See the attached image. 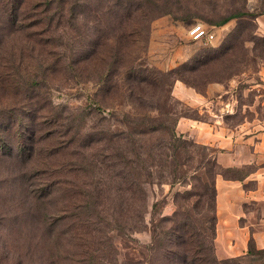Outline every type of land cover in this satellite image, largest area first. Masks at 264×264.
<instances>
[{"label": "rangeland", "instance_id": "1", "mask_svg": "<svg viewBox=\"0 0 264 264\" xmlns=\"http://www.w3.org/2000/svg\"><path fill=\"white\" fill-rule=\"evenodd\" d=\"M5 1H16L19 12L17 16L0 15V30L7 31L0 44V106H15L25 115V108L35 112L36 102L42 99L51 111L81 114L79 120L85 113L82 122L88 126L99 121L103 125L121 124L128 113L136 119L144 113L140 115L125 102L130 98L127 95L129 98L124 100L125 92L123 96L120 91L103 92V77L116 86L132 84L135 76L169 73L167 76L176 78L171 94L178 116L176 131L194 145L188 144L186 149L173 146L171 154H179L165 171L156 166L147 170L152 179L145 186L147 209L145 223L140 224L135 215L140 211V194L133 200L113 185L100 199V216L93 207L84 208L90 195L85 199L83 195L94 188V178L83 171L72 172L70 166L62 174L59 167L62 190L57 186L50 196L45 194L48 197L41 199L24 191L18 176L21 172L30 171L29 184L34 191L42 190L43 184L49 182L48 175L56 170V163H47L52 169L42 165L47 162V153L42 150L43 145L47 148L58 140L40 142L46 134L42 129L47 125L39 121L38 129L42 131L35 136L36 153L27 165L20 163L22 157L0 149V264H129L128 259L133 257L140 258L136 264H141L143 249L151 242L155 225L160 231L173 226L162 222L168 217H176L181 233L189 234L185 238H196L209 246L212 241L215 244V179L222 172L218 150L182 131L179 122H212L211 116L200 113L207 103L214 111H221V125L229 129L246 125L247 130L264 119V33L259 31L264 0H90L91 9L98 14L80 18V32L88 35L84 40L69 27L56 30L54 26V34L37 36L34 32L43 33V25L32 27L37 18L32 15L37 0ZM129 4L137 5L130 18L125 16ZM1 6L0 0V13ZM3 19L5 23L1 25ZM121 24L125 25L124 30ZM195 24L215 30L217 37L210 42L192 41L188 30ZM10 26L13 28L8 30ZM46 37H50V43ZM88 42L94 45L93 56L88 63L81 62L72 69L71 61L85 50ZM218 84L221 91L208 96L209 87ZM179 86L195 97L180 93ZM37 94V99H31ZM135 98L151 106L156 104L157 94L147 89L142 97ZM94 102L114 106V110L110 107L102 114ZM114 113L116 116L111 118ZM154 117L138 122L143 128L157 126V115ZM161 122L170 126V122ZM15 129L17 132L11 135L0 130L13 152L18 150V130L22 132V126ZM35 168L40 170L34 173ZM248 171L249 168H242L223 172L228 177H241ZM162 174L166 181L160 182L157 178ZM175 174L185 175L172 183L168 178ZM256 250L253 255L235 258L237 264H264V253H258L263 249L256 246Z\"/></svg>", "mask_w": 264, "mask_h": 264}, {"label": "trees", "instance_id": "2", "mask_svg": "<svg viewBox=\"0 0 264 264\" xmlns=\"http://www.w3.org/2000/svg\"><path fill=\"white\" fill-rule=\"evenodd\" d=\"M22 4L23 3H21V7ZM1 5L3 9V12L0 13L1 16H4L5 13L11 14V16H17L19 4L16 1L6 2L5 0H1ZM91 6L92 3L90 0H37L32 9V15L37 16L32 22L34 23L32 27L36 29L37 24L43 25L41 27L43 33L39 31L34 33L37 36L44 37L46 34L50 36L54 34V26H56V30L61 27H69L78 31L76 33L81 40L87 39L88 35L81 33L80 31L82 30L79 26L82 25V23H80V18L83 19L85 16L92 17L94 15L93 13L98 14V11L91 9ZM136 6V4H129L127 6L128 10H126L128 14L125 16L130 18ZM41 15L45 20V24H42L43 18H40ZM4 23L5 19L1 21V25ZM11 28H13V26H10L8 30ZM120 28L124 30L125 25L121 24ZM6 34L7 31L0 30V44ZM35 34H33L31 38L34 39L36 36ZM46 39L47 43L51 42L49 40L50 37H46ZM72 39L75 40L76 38L72 37ZM72 39L71 41H73ZM54 47L56 46L53 45V48ZM53 48L52 51H57ZM86 48L84 51L82 50L81 53L79 52L80 54H78V57L71 61L74 64L72 69L76 68L81 62L88 63L90 61V57L94 54V45L88 42ZM64 57L67 58V55ZM67 64H69V62H67ZM87 70L88 68L86 71ZM167 75H169V73L162 72L160 76H135L132 79V84L121 85L119 83L116 86L114 83L110 84V81H106V78L104 79L105 76L103 77V92L110 94L112 91H120L122 96L125 92L126 96L124 100L129 98L127 95L130 96L125 102L131 104L130 107L136 109L137 112L140 111V115L144 113V115L140 116L138 119H136L135 115L128 113L131 118H128V116L125 122H121V124L103 125L99 121L89 124L88 126L85 122H82V120L85 119V113H83L84 116L82 115L81 120H79L78 116L81 114L74 116L66 115L63 112L58 113L51 111L48 107L49 105L47 106L44 100L41 102L42 99H39V103L36 102L35 108L37 109L34 110L35 112L32 113V108L30 107H27L29 109L25 108L27 115H23V112L15 106H0V130L7 131L9 135H11L12 132H17L15 126H22V132L18 130L20 133L19 139H21L17 144L18 150L13 152L9 144H7L8 140L1 131L0 149L8 153H15L19 157H22L20 158L21 160L19 159L22 165H27V163L32 160L31 157L36 153L35 146L38 140H36L35 136L37 132L39 133L44 129L46 130V134L41 136L40 142L44 143L43 140L48 141L50 138L58 140L56 143L48 145L47 148H44L43 145L42 151L47 153L44 161L47 159V162H43L42 165L44 164L46 166L47 163L49 164L50 162L56 163L54 165L56 170H53L52 173L48 175L49 182L43 184L45 186L42 190L36 189L31 191L32 187L29 184L30 171L21 172L18 176L23 184L24 191L32 193V195H36V198L41 199L42 197L46 198L50 196L57 186L62 190V176L59 174V169L61 168L62 174L64 168L70 166L72 172L79 173L83 171L86 175L90 173V177L94 178L91 183V186L94 188L90 189L86 195H83L84 199L90 195V201L86 202L84 208L91 206L96 211V215L100 216V199L104 191L107 189L109 190L113 185L117 191L125 192L126 195L130 194L132 199H135L137 194H140L138 197L140 201V207H138V209H140V211L138 210L139 212L137 211L135 214L138 216L136 223H145L144 212L147 209L145 186L149 184L152 179L151 174L148 173L147 170L156 166L162 171H165L167 164H173L171 159L177 158L179 154L178 151L171 154L173 146L186 149L188 144L191 146L194 145L193 142H189L179 136L176 131L178 116L173 107L175 100L171 95L176 78ZM186 80L189 82L188 79ZM194 83L197 84L196 82ZM147 89L157 94L156 104L146 106L138 102L135 98L136 95L142 97ZM128 91H130L129 94H127ZM37 97L38 94L31 99H37ZM93 104L97 108L96 110H100L102 114L108 108H114V106L111 105L104 106L103 103L100 105L94 102ZM116 114L117 113L111 115V118L114 115L116 116ZM153 115L155 116L154 118H156L157 115L159 121L157 126L151 124L143 128L142 123L138 122V120H147V118ZM103 118L104 120L107 119L105 116H103ZM41 120L47 125L42 130L38 129V122ZM162 120L170 122V126L163 124V122H161ZM156 134H158V138H155L157 137ZM159 136H162L163 139L159 138ZM29 142L32 144H29ZM3 148L6 149L3 150ZM207 148L208 147H204V149ZM56 159H58L59 162ZM47 166L52 169L51 165ZM23 170L25 169L23 168ZM39 170L40 169L37 168L34 173ZM221 170L222 172H219L218 175L222 174L227 176L223 172L226 170ZM47 171L48 170H45V172ZM52 175H54L55 178ZM184 175L185 174H182L181 177H179L175 174L172 178L168 179L172 183H175L177 180L181 181ZM157 179L160 182L166 181L163 174ZM108 193L110 192L108 191ZM187 193L184 194V198ZM45 194L48 196H44ZM176 214L178 215V213ZM112 220L117 221L118 219L112 218ZM214 221V234L216 236V207ZM162 222L172 223L173 226L170 230L160 231L158 230L159 225H155V229L152 231L153 238L143 249L141 264H237L235 258L219 260L215 254L214 241H212L209 246L206 243L198 241L196 238H185L189 234L188 232L184 234L181 233V230L178 229L179 223L176 217L163 218ZM255 250L256 244L254 240L251 239L249 242L248 254L253 255ZM258 253L263 254L264 249L260 250ZM86 261L90 262L87 258ZM139 261L140 258L137 259L135 257L128 259L129 264H136L139 263Z\"/></svg>", "mask_w": 264, "mask_h": 264}, {"label": "crops", "instance_id": "3", "mask_svg": "<svg viewBox=\"0 0 264 264\" xmlns=\"http://www.w3.org/2000/svg\"><path fill=\"white\" fill-rule=\"evenodd\" d=\"M259 31L264 33V16L259 18ZM179 91L190 94L181 87ZM220 91V84L210 86L208 96ZM210 105H203L200 113L211 116L212 122L185 119L179 122V128L203 144L216 147L221 169L249 168L241 177L219 174L215 180V254L224 260L246 256L251 239L264 249V119L247 130L246 125L229 129L221 125V111H214Z\"/></svg>", "mask_w": 264, "mask_h": 264}, {"label": "built area", "instance_id": "4", "mask_svg": "<svg viewBox=\"0 0 264 264\" xmlns=\"http://www.w3.org/2000/svg\"><path fill=\"white\" fill-rule=\"evenodd\" d=\"M190 39L194 42H210L217 37L215 30H212L204 24H195L188 30Z\"/></svg>", "mask_w": 264, "mask_h": 264}]
</instances>
